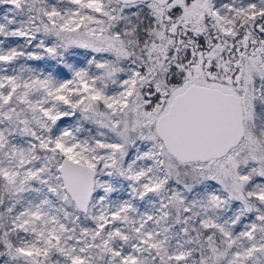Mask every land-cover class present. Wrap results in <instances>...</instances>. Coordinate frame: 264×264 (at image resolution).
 <instances>
[{"label":"snow or ice","instance_id":"snow-or-ice-1","mask_svg":"<svg viewBox=\"0 0 264 264\" xmlns=\"http://www.w3.org/2000/svg\"><path fill=\"white\" fill-rule=\"evenodd\" d=\"M0 264H264V0H0Z\"/></svg>","mask_w":264,"mask_h":264}]
</instances>
